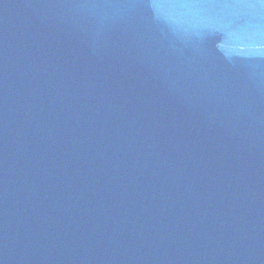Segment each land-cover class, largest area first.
I'll list each match as a JSON object with an SVG mask.
<instances>
[{
    "label": "water",
    "instance_id": "1",
    "mask_svg": "<svg viewBox=\"0 0 264 264\" xmlns=\"http://www.w3.org/2000/svg\"><path fill=\"white\" fill-rule=\"evenodd\" d=\"M189 0H0V264H264V29Z\"/></svg>",
    "mask_w": 264,
    "mask_h": 264
},
{
    "label": "clouds",
    "instance_id": "2",
    "mask_svg": "<svg viewBox=\"0 0 264 264\" xmlns=\"http://www.w3.org/2000/svg\"><path fill=\"white\" fill-rule=\"evenodd\" d=\"M202 23L195 30L185 29L189 36L204 39L213 30L251 24L264 29V0H189L183 5Z\"/></svg>",
    "mask_w": 264,
    "mask_h": 264
}]
</instances>
